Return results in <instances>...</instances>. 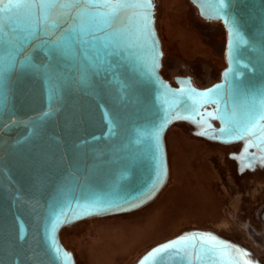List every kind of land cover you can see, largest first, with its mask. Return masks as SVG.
Wrapping results in <instances>:
<instances>
[{"label": "water", "instance_id": "water-1", "mask_svg": "<svg viewBox=\"0 0 264 264\" xmlns=\"http://www.w3.org/2000/svg\"><path fill=\"white\" fill-rule=\"evenodd\" d=\"M188 1L201 19L220 23L226 33L225 67L208 87H197L190 77L172 84L162 76L154 0L150 24L130 48L116 52L118 64H102L103 52L92 47L86 51L90 60L78 49L75 59L63 62L67 82L54 101L44 72L21 67L26 56L34 64L47 63L34 51L39 40L17 55V68L0 93V264H59L50 244L65 254L64 264H75L61 243L63 228L131 213L152 202L168 179L165 134L175 123L192 125L209 141L244 142L246 150L264 152V0ZM4 7L6 21L26 22L25 9ZM133 11L121 13L112 29L127 28ZM63 27L67 24L54 35ZM153 61L157 68L150 76ZM81 70L90 75L87 84L77 81ZM94 70L99 75L91 76ZM57 217L71 222L53 232ZM192 234L203 232L158 244L135 264L145 258L152 264L149 253L181 237L190 244ZM195 243L189 248L191 264H243L246 259L235 246L210 256ZM166 264L189 261L168 256Z\"/></svg>", "mask_w": 264, "mask_h": 264}, {"label": "rangeland", "instance_id": "rangeland-1", "mask_svg": "<svg viewBox=\"0 0 264 264\" xmlns=\"http://www.w3.org/2000/svg\"><path fill=\"white\" fill-rule=\"evenodd\" d=\"M155 2L162 76L172 84L174 76H189L202 88L218 81L226 41L220 23L201 19L188 0ZM195 131L186 122L167 131L168 179L152 202L61 230V242L75 264H135L154 246L190 231L239 244L248 249L247 260L264 264V222L259 218L264 213V165L241 171L235 158L239 143L223 145Z\"/></svg>", "mask_w": 264, "mask_h": 264}, {"label": "snow or ice", "instance_id": "snow-or-ice-1", "mask_svg": "<svg viewBox=\"0 0 264 264\" xmlns=\"http://www.w3.org/2000/svg\"><path fill=\"white\" fill-rule=\"evenodd\" d=\"M6 4L9 8L26 10V22L23 25L11 17L5 20ZM221 4L223 5V0ZM152 5L153 0H0V93L6 89L10 73L17 68V55L34 40H39L34 51L37 55L43 53L47 63L37 65L32 62L31 56H26L21 67L31 68L35 73L41 70L44 72L47 77L48 93L53 101L58 98L67 82L63 62L69 57L75 59L78 49L85 50L87 60H90L86 55L88 47L99 49L103 52V55L98 57L102 64L105 62L118 64L119 62L114 59L116 52L123 53L126 48H130L136 34L150 24ZM129 10L134 11L127 16L128 27L112 29L114 20L121 13ZM65 24L67 27H63L58 36L54 35L56 30ZM10 33L14 34L11 38ZM93 67L95 68L94 65ZM156 68L157 64L153 61L148 74L153 75ZM95 75L99 73L94 70L91 76ZM89 80V73L81 70L77 78L78 83L87 84ZM261 139L264 140V136H261ZM129 202L124 201V203ZM69 222L71 221L67 218L61 220L57 217L53 221V232L57 225ZM188 240V237H181L154 249L149 253V256L153 257L152 264H166L168 256L179 262L187 260L191 264L192 253L189 248H195L196 241H199L200 250L210 256L227 254L228 250L234 247L207 233L192 234L190 244L186 243ZM50 248L53 258L59 264H64L62 256L65 254H62L59 247L52 248L50 244ZM235 251L242 253L243 257L250 255L238 248ZM195 258L201 259L199 252ZM141 264H147V258L142 260ZM243 264H253V262L244 259Z\"/></svg>", "mask_w": 264, "mask_h": 264}, {"label": "flooded vegetation", "instance_id": "flooded-vegetation-1", "mask_svg": "<svg viewBox=\"0 0 264 264\" xmlns=\"http://www.w3.org/2000/svg\"><path fill=\"white\" fill-rule=\"evenodd\" d=\"M196 12H197V10H196ZM204 21H206V20H204ZM206 22L207 23H212V22H209V21H206ZM179 77L181 78V76H174L173 77V80H172L173 84L175 82V79L179 78ZM183 77H189V76H183ZM239 144H240L239 153H238V155L235 158H236L237 164H239V167H240L241 171H244V172H246V171H254L258 166L264 165V152H262V151H260L258 149H247L246 150V148H245L246 146H245L244 142H240ZM261 215L259 216V218L263 221L264 214L262 213ZM262 224L264 225V223H262ZM203 233H206V232H203ZM208 233H210V232H208ZM210 234H212V233H210ZM222 240H224V239H222ZM225 241L229 242L231 245H233L235 247L243 249L244 251H246L248 253V249L247 248H245V247H243V246H241L239 244H235V243H233L231 241H228V240H225ZM255 263L256 262H253V264H255ZM258 264H260V263H258Z\"/></svg>", "mask_w": 264, "mask_h": 264}, {"label": "bare ground", "instance_id": "bare-ground-1", "mask_svg": "<svg viewBox=\"0 0 264 264\" xmlns=\"http://www.w3.org/2000/svg\"><path fill=\"white\" fill-rule=\"evenodd\" d=\"M155 9H156V8H155ZM194 10H195V9H194ZM195 11H196V10H195ZM155 26H156V23H155ZM156 30H157V28H156ZM157 34H158V32H157ZM160 42H161V41H160ZM162 66H163V60H162ZM193 83H194V82H193ZM168 130H169V128H168ZM168 130H167V131H168ZM166 133H167V132H166ZM165 136H166V134H165ZM165 146H166V145H165ZM161 191H162V190H161ZM161 191H160V192H161ZM160 192H159V193H160ZM158 195H159V194H158ZM158 195H157V196H158ZM157 196H156V197H157ZM214 207H215V209H217V205L213 206V208H214ZM215 212H216V210H215ZM263 212H264V211H263ZM261 214H262V212H260L259 216H260ZM263 214H264V213H263ZM104 218H106V217H104ZM262 219H263V218H262ZM263 222H264V219H263ZM60 240H61V239H60ZM61 243H62V242H61Z\"/></svg>", "mask_w": 264, "mask_h": 264}, {"label": "trees", "instance_id": "trees-1", "mask_svg": "<svg viewBox=\"0 0 264 264\" xmlns=\"http://www.w3.org/2000/svg\"><path fill=\"white\" fill-rule=\"evenodd\" d=\"M154 2H155V0H154ZM155 5H156V2H155Z\"/></svg>", "mask_w": 264, "mask_h": 264}]
</instances>
